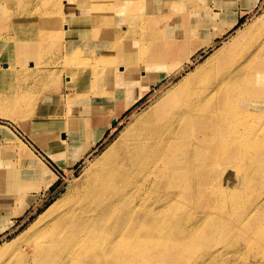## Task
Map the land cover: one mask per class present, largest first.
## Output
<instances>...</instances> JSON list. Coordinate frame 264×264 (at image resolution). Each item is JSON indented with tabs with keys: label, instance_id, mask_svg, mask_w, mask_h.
<instances>
[{
	"label": "bare ground",
	"instance_id": "obj_1",
	"mask_svg": "<svg viewBox=\"0 0 264 264\" xmlns=\"http://www.w3.org/2000/svg\"><path fill=\"white\" fill-rule=\"evenodd\" d=\"M3 2L0 23L11 21L4 31H14L15 40L25 49L23 56L30 59L36 47L51 52L41 61L50 68L42 73L27 70V75H20L21 87L15 90L12 86L9 94L0 95V105H13V114L25 112L17 106L21 98H28L25 91L20 92L24 82L31 84L33 77L46 75L52 67H61L60 71L66 65L72 67L80 53L86 55L79 59L84 62L82 70L77 67L79 71L70 73L66 95L56 96L72 104L62 134L52 132L56 114L27 115L29 121L41 124L39 139L46 137L42 144L52 146L44 150L45 157H54L59 151L53 163L73 167L85 160V168L60 198L37 215L21 238L4 246L0 264H225L224 256L233 254L240 264H264V182L256 189L250 186L264 172V111L255 112L260 108L255 101L264 99V2L251 0L247 9L224 19L216 13L222 11L223 3H213L210 9L208 0H169L159 6L156 0L151 4L145 0H0ZM256 9L260 14L255 26H239V20ZM223 20L227 22L220 27ZM234 29L235 36L223 39L215 50L216 40ZM210 49L214 54L198 64ZM8 67L1 63L0 75L8 77ZM178 76L180 80L160 93L162 99L155 100L158 103L144 117L138 116L134 126L122 131L118 147L103 152L99 160H87L106 131L115 130V122L152 88ZM247 98L253 100L247 103ZM231 132L233 136L227 140ZM210 150L207 162L213 163L206 166L202 179H215L217 189L203 193L196 183L188 190L184 186V191L190 194L200 188L201 208L219 210L221 224L240 221L238 228L227 231L244 248L214 247L194 262L192 256L198 252L194 243L219 234L210 226L199 235L195 232V242L181 231L150 248L147 259L137 257L136 249L153 238L149 232L139 231V226L157 219L153 207L168 204L170 185L197 177L199 162ZM65 152L69 156L63 160ZM35 158L31 155L30 163L41 180L44 175L56 177ZM214 163L220 165L214 167ZM228 167L235 168L231 178H218L219 171ZM245 183L247 197L241 199L235 193ZM188 217L186 226L192 228L207 220Z\"/></svg>",
	"mask_w": 264,
	"mask_h": 264
},
{
	"label": "rangeland",
	"instance_id": "obj_2",
	"mask_svg": "<svg viewBox=\"0 0 264 264\" xmlns=\"http://www.w3.org/2000/svg\"><path fill=\"white\" fill-rule=\"evenodd\" d=\"M145 1H146L145 3H148V4L152 3V0H145ZM262 1L264 2V0ZM163 2L169 3V0H156L155 5L159 6ZM218 2L223 3L222 11L216 12V13L221 14V19H224L230 13L241 12L243 8L247 9L248 4H250L251 0H229V1L228 0H208L209 8L212 9L213 3L216 4ZM8 4L9 3H6V5ZM0 5H5V4L3 2ZM256 10L253 11L248 16H246L247 18L246 17L241 18L239 20V26H241L243 23H246L247 25L252 27L254 25L253 23L254 20L260 14V11L257 10L256 12ZM148 15L150 14L148 13ZM147 18L149 19V17ZM10 22L11 21H8V24ZM226 22L227 20H223L219 24V26L222 27L223 25L226 24ZM8 24L2 25V23H0V26H1L0 31H2V33L0 34L1 36L0 38L1 39L4 38V41L3 39L0 40L1 42L0 44V64L1 63L9 64L8 77L7 76L5 77L4 74L2 73L0 75V95H4V93L9 94L11 91H9L8 89H10L12 86H14L15 90L16 88L18 89L19 86L21 87V80H22L21 76L27 75V70L30 72L33 70L34 71L37 70L36 73H42V69L50 68V67H47L48 65H42L41 63L43 59L47 60L46 58L49 55H47L46 52H49V51H43V49L37 50L39 47H36V50L34 51L30 59H27V57L23 56V54L25 53V49L18 42V40H15L17 39V37L14 34V31H11V30L4 31L5 29H7ZM129 25L131 26V24ZM142 29L143 28H138L137 31L142 32L143 31ZM235 29H237V27ZM235 29L232 30L230 33H228L226 36H224L221 40H216L217 43L214 46V49L216 50L217 48L221 46L223 39L227 40L229 36H235L234 35ZM51 32L52 31L49 29L47 34L51 35ZM5 43L6 45H4ZM214 49H210L207 51V53L206 52L203 53L200 59L198 60V64L202 63L203 61L208 59L210 56H212L215 52ZM65 52L66 50L62 51V54H64ZM81 56L82 58L86 57L85 53H80L78 61L74 63L72 67H68L66 65V67L62 69V70H65L67 68V70H65V73L63 72V74H62V70L60 71L61 67L56 66V67H52L51 70L49 69L50 72H48L47 74L45 73L46 75H42L41 77L39 76L33 77L35 78V81L32 82L31 84L24 82L23 87L25 88L24 90L20 88L21 89L20 92L23 93V91H25L23 95L24 94L28 95V98H23V99L21 98L20 101L17 103V106L19 107L18 110H20L21 112L22 111H25V112L19 113L20 115L13 114L11 112L13 111L12 110L13 105L11 104H8V105L6 104V106L5 104L0 105V253L2 252L0 254V258L2 254L4 253V250H5L4 246L9 244L10 242L16 241L19 238H21L22 235H24L29 230L28 228L30 227L31 222L35 220L37 215L43 212V210H45L56 199L60 198L66 192L67 188L71 185L72 180L78 177L79 174L82 172V170L85 168L84 166L85 160H82L81 162L77 163L73 167H68V168H66V166H68L67 163L63 165L62 163L61 165L53 163L54 162L53 158L59 155V151H56L54 157H49V158L45 157V155H43L44 150L45 149L51 150L52 146L46 145L44 143L42 144V142L46 140V137H45V140L39 139V136L41 133V128H40L41 124L37 123L35 120L34 122H32L33 120L29 121L28 116H27L28 114H34V113L38 115L40 112L42 114L45 113V115L56 114L54 115V117L56 116L58 117V119H56L54 123L51 122L52 123L51 126L55 128V130H53L52 132H55V133L59 132L62 134V131L60 130H62L64 126L63 120L66 119L65 117H67L68 119L67 113L71 111L70 108L72 104L68 103V100H66L68 103L66 104L65 100H64L65 102L62 100H59L56 96L66 95V92L68 90L67 85L70 81L69 79H71L70 73L72 76L75 73V71L77 72L79 70H82L83 68L82 65H84L83 64L84 62L83 60L79 61ZM51 58L52 56L49 57V59ZM27 61H30L29 64H27ZM77 67L79 68V70ZM192 68L193 66H190L189 70ZM187 72L188 70L184 71V73H187ZM17 76L18 77L20 76V77L18 78ZM16 79L18 80L17 82H15ZM179 80H180V76L172 78L171 80H169L170 82L165 81L163 85H159L161 87L156 86L152 88L153 90L148 95H146L141 101H139L138 104L134 106L130 111H128L118 122H115L113 124L115 126L114 131L111 132L110 129L106 131L104 138L97 144V146L99 144L100 145L98 147L96 146L95 152L90 153L87 160H89V162H94L97 159L99 160L104 156L103 152L107 153L112 148H114V146L118 147L119 146L118 143L119 142L121 143V139H123L122 131L124 133L129 126L131 127L134 126L135 123L133 122L135 121V119L140 115L144 117L146 113L148 112V110L152 106H154L156 103H158L155 100L159 101L162 99V97H160L162 92L168 91V88H170L171 86H174ZM57 81L58 83H55ZM30 85L33 86L32 89L30 88L31 87ZM27 86L29 87V90H26ZM46 87H47V90L50 89V91L49 90L44 91ZM40 88L41 89L43 88V90H40ZM40 91H42L43 94ZM48 93L56 94L54 95V98L52 99L53 103H51L50 101L52 97L49 99L47 98V95H50ZM252 100L253 98H250V99L247 98V103L248 102L250 103V101ZM60 101L62 103H60ZM255 102L260 107L258 110L255 109L256 110L255 112H260V113L263 112L264 111V103H263L264 99L263 100L259 99V101H255ZM26 108L28 112H26L25 110ZM34 108L37 111L34 110ZM251 110H254V109H251ZM134 116L136 117L134 118ZM215 126H217V123L214 125V127ZM64 135L65 134H63V136ZM232 136H233V132L227 135L226 139L229 140ZM32 137L36 141V143L32 140ZM39 144H42V145H39ZM211 152L212 150L209 151L206 159L201 158L199 162L200 168L198 169L197 174H195L197 175L196 178L192 177L194 179L186 181L182 184L176 183V184L170 185L169 190H168V195H169L168 204L164 208H161V206H158V205L153 207V212L157 216V219L152 220L148 223L143 222L139 226V229H138L139 231H147L149 232V234L153 235V238L147 241L146 246H140L136 249L137 257L141 258L142 260L147 259L149 257L148 252L150 248L158 247L164 240L173 237V235L179 236V233L181 231L185 232L184 236H192V239L194 238L196 239L197 236L195 232L198 231L197 234L199 235L203 232V230H208L211 227H213L215 230L218 229L217 232L219 234L209 235L206 239H203L204 241L205 240L206 241L205 242L202 241L201 244L194 243L198 245L197 254H194L192 256V260L194 262L199 257H202V255H206L207 250L211 252V250H213L214 247L218 249V248H223L227 244L228 245L230 244V246L232 247H234L235 245L237 249L244 248L243 243L241 241H238L236 239V236L234 237L233 235H228V231H227L228 229H231V228H238V226H240V221H237L236 219H234V220H230L229 222L223 221V223L221 224L222 221L220 222V220L222 219V216L219 210L205 211L201 208V204L203 203L201 199L203 193L213 192L217 189V185L215 184L216 183L215 179H208V180L202 179L208 170V167L206 166L213 163V162H207V160L211 156ZM31 155L33 158L34 156H36L35 159L38 160L40 163H42L46 169H49L53 174H55L56 177L44 175V178L41 180V178L39 177V174H36L35 172L36 166L34 165L35 166L34 167L33 164L30 163ZM68 156H69L68 152H65V154L61 156L62 157L61 159L64 160L68 158ZM219 165L220 163H214L213 166L218 167ZM234 170L235 168H232V167H228L227 170L226 168H224L223 170L219 171L220 175L218 176V178H221V177L231 178V176L234 173ZM262 182H264V172L261 170V174H259V176L255 180H253L250 186L251 188L256 189L257 187H260ZM196 183H199L200 188L203 187V193L198 192L200 188L199 189L197 188L196 190L197 192L193 191L190 194L185 193L184 186H185V190H188L189 185L196 184ZM155 196L157 197H154V198L157 199L158 195H155ZM235 196H241V199H243L244 197H247V183H245V186L243 189L235 193ZM161 204L162 203H160V205ZM200 213L202 214V217H199L201 215ZM217 214L218 216L220 215V217H218ZM186 217H188L189 219L191 217L192 218L196 217V218H199L201 221L203 219L204 221L207 219L205 222H208V219L209 220L211 219L212 221L210 220L208 223H206L207 225L204 222L198 227L192 228V227L186 226V222H185ZM213 220L217 222V224L214 223ZM219 222L220 224L218 225ZM213 224L215 226L217 225L218 227L216 226L215 228ZM223 227H225V229ZM220 233H224L223 236ZM217 236H220V238ZM195 239L193 240L194 242L196 241ZM243 255L245 256V252L243 253ZM223 259L225 260L224 263L226 262L227 264L229 263L230 264H240L238 262L239 260L234 258V254L224 256Z\"/></svg>",
	"mask_w": 264,
	"mask_h": 264
},
{
	"label": "crops",
	"instance_id": "obj_3",
	"mask_svg": "<svg viewBox=\"0 0 264 264\" xmlns=\"http://www.w3.org/2000/svg\"><path fill=\"white\" fill-rule=\"evenodd\" d=\"M29 62H30V61H27V64H29ZM151 85H152V84H151ZM151 85H150V88H152ZM54 95H56V94H50V95H47V98H48V99L52 97V98L50 99L51 103H53L52 99L54 98ZM104 135H105V134H104ZM103 137H104V136H103ZM98 143H99V142H98ZM99 145H100V144H99ZM99 145H98V146H99ZM98 146H97V147H98ZM68 167H69V166H66V168H68Z\"/></svg>",
	"mask_w": 264,
	"mask_h": 264
}]
</instances>
